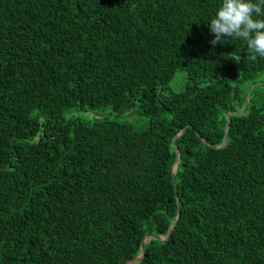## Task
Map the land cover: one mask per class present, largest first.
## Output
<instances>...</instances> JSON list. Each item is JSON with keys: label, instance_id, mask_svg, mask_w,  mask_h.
Instances as JSON below:
<instances>
[{"label": "trees", "instance_id": "obj_1", "mask_svg": "<svg viewBox=\"0 0 264 264\" xmlns=\"http://www.w3.org/2000/svg\"><path fill=\"white\" fill-rule=\"evenodd\" d=\"M220 3L0 0V264H125L177 214L134 264H264V58Z\"/></svg>", "mask_w": 264, "mask_h": 264}, {"label": "clouds", "instance_id": "obj_2", "mask_svg": "<svg viewBox=\"0 0 264 264\" xmlns=\"http://www.w3.org/2000/svg\"><path fill=\"white\" fill-rule=\"evenodd\" d=\"M215 46L224 37L246 42V60L264 58V0H221L220 6L208 24ZM230 58L239 63L240 54L232 52Z\"/></svg>", "mask_w": 264, "mask_h": 264}, {"label": "rangeland", "instance_id": "obj_3", "mask_svg": "<svg viewBox=\"0 0 264 264\" xmlns=\"http://www.w3.org/2000/svg\"><path fill=\"white\" fill-rule=\"evenodd\" d=\"M183 84H184V72L178 71L175 73L173 79L171 80L170 87L173 91H176V90H180L183 87ZM95 113H97V114L110 113V108L109 107L97 108V109H95ZM95 113L94 112L93 113H89V112L82 113L81 118H83L85 120H91L93 114H95ZM122 118H123V120H127V121H132V119H133L132 116H127V115L123 116Z\"/></svg>", "mask_w": 264, "mask_h": 264}, {"label": "water", "instance_id": "obj_4", "mask_svg": "<svg viewBox=\"0 0 264 264\" xmlns=\"http://www.w3.org/2000/svg\"><path fill=\"white\" fill-rule=\"evenodd\" d=\"M248 98H249V94H248V96H247V99H248ZM247 99H246V102H247ZM246 102L244 103L243 107L241 108V111L244 110V107H245V105H246ZM227 128H228V125H227V127H226V130H227ZM226 130H225V132H226ZM225 142H226V137H225L224 144H225ZM177 153H178V156H179V151H178V150H177ZM176 163H177V160H176L175 164H176ZM173 170H174V167H173ZM173 173H174V172H173ZM177 218H178V214H177V216H176L174 222H173L172 225L170 226L168 232H167L165 235H146V236L144 237L142 243H141V250H140L139 254L137 255V257H135L134 259H131V260L127 261V263H125V264H134V263H138V262L141 260V258L143 257V253H144V245H145V243H146L149 239H151V238H156V239H166L167 236L169 235V233L173 230V227H174V225H175V223H176Z\"/></svg>", "mask_w": 264, "mask_h": 264}]
</instances>
